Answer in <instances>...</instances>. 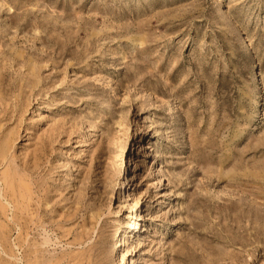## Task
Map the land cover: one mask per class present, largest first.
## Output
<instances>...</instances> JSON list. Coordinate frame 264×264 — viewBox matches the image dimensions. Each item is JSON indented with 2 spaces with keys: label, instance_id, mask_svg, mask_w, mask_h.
Listing matches in <instances>:
<instances>
[{
  "label": "rangeland",
  "instance_id": "obj_1",
  "mask_svg": "<svg viewBox=\"0 0 264 264\" xmlns=\"http://www.w3.org/2000/svg\"><path fill=\"white\" fill-rule=\"evenodd\" d=\"M0 264H264V0H0Z\"/></svg>",
  "mask_w": 264,
  "mask_h": 264
},
{
  "label": "bare ground",
  "instance_id": "obj_2",
  "mask_svg": "<svg viewBox=\"0 0 264 264\" xmlns=\"http://www.w3.org/2000/svg\"><path fill=\"white\" fill-rule=\"evenodd\" d=\"M136 220H138V217L136 216L135 217V219H134V223H133V226H132V230L133 229H135V228H137V229H139V226H138V224H136ZM123 236V235H122ZM123 239V238H122ZM121 241V240H120ZM123 243H124V239L122 240V245H123Z\"/></svg>",
  "mask_w": 264,
  "mask_h": 264
}]
</instances>
